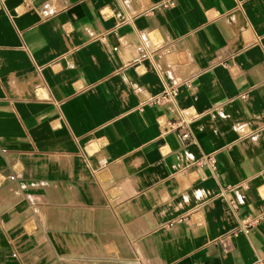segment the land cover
Wrapping results in <instances>:
<instances>
[{"label":"crops","instance_id":"0c3cea01","mask_svg":"<svg viewBox=\"0 0 264 264\" xmlns=\"http://www.w3.org/2000/svg\"><path fill=\"white\" fill-rule=\"evenodd\" d=\"M161 1L0 0V264H264V0Z\"/></svg>","mask_w":264,"mask_h":264},{"label":"built area","instance_id":"2783aa9c","mask_svg":"<svg viewBox=\"0 0 264 264\" xmlns=\"http://www.w3.org/2000/svg\"><path fill=\"white\" fill-rule=\"evenodd\" d=\"M175 4V0H162L159 4H156L154 6H152L149 11L154 10L155 8H159V7H168ZM140 54L142 56H146L149 55L150 52L144 48L143 46H140L138 48ZM178 90L177 88H168L166 89L164 92L154 96L153 98H151L149 100L150 103L153 104H161V103H168V102H173L177 96ZM193 118V116L190 115H186V113H183V111L181 112V117L176 120L175 122H171L169 124L170 128H177L180 126L186 127L187 128V132H185L182 137L188 138L191 133L189 131V123L191 122V119ZM198 163L202 164V163H208L212 168H215V160L213 159L212 156H203L201 159L198 160ZM250 220L245 219L243 221V226H248L250 224Z\"/></svg>","mask_w":264,"mask_h":264}]
</instances>
